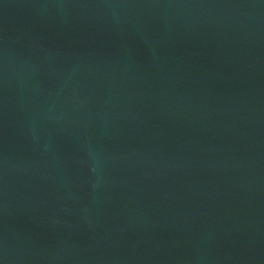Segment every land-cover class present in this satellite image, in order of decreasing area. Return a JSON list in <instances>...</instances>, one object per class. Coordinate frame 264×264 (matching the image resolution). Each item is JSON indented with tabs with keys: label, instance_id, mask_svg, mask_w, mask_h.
<instances>
[{
	"label": "water",
	"instance_id": "obj_1",
	"mask_svg": "<svg viewBox=\"0 0 264 264\" xmlns=\"http://www.w3.org/2000/svg\"><path fill=\"white\" fill-rule=\"evenodd\" d=\"M0 264H264V0H0Z\"/></svg>",
	"mask_w": 264,
	"mask_h": 264
}]
</instances>
